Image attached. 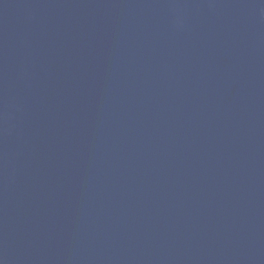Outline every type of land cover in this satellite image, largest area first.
Here are the masks:
<instances>
[{
	"label": "water",
	"instance_id": "water-1",
	"mask_svg": "<svg viewBox=\"0 0 264 264\" xmlns=\"http://www.w3.org/2000/svg\"><path fill=\"white\" fill-rule=\"evenodd\" d=\"M0 264H264V0H0Z\"/></svg>",
	"mask_w": 264,
	"mask_h": 264
}]
</instances>
